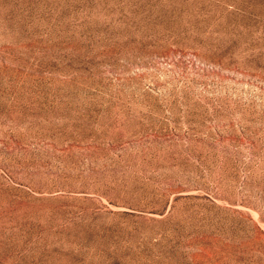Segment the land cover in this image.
I'll return each mask as SVG.
<instances>
[{
	"label": "rangeland",
	"instance_id": "obj_1",
	"mask_svg": "<svg viewBox=\"0 0 264 264\" xmlns=\"http://www.w3.org/2000/svg\"><path fill=\"white\" fill-rule=\"evenodd\" d=\"M0 264H264V0H0Z\"/></svg>",
	"mask_w": 264,
	"mask_h": 264
}]
</instances>
